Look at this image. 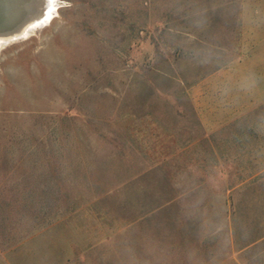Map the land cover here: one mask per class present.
I'll list each match as a JSON object with an SVG mask.
<instances>
[{"label":"rangeland","instance_id":"1","mask_svg":"<svg viewBox=\"0 0 264 264\" xmlns=\"http://www.w3.org/2000/svg\"><path fill=\"white\" fill-rule=\"evenodd\" d=\"M0 45V264H264V0H53Z\"/></svg>","mask_w":264,"mask_h":264},{"label":"water","instance_id":"2","mask_svg":"<svg viewBox=\"0 0 264 264\" xmlns=\"http://www.w3.org/2000/svg\"><path fill=\"white\" fill-rule=\"evenodd\" d=\"M53 0H0V45L20 40L30 33V24Z\"/></svg>","mask_w":264,"mask_h":264}]
</instances>
